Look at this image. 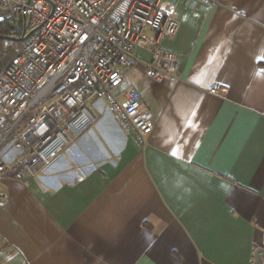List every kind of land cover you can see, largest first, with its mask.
Returning <instances> with one entry per match:
<instances>
[{"label": "crops", "instance_id": "obj_1", "mask_svg": "<svg viewBox=\"0 0 264 264\" xmlns=\"http://www.w3.org/2000/svg\"><path fill=\"white\" fill-rule=\"evenodd\" d=\"M164 1L177 80L147 78L137 50L119 89L136 88L153 131L139 139L94 99L50 166L0 178V264H253L264 249V0Z\"/></svg>", "mask_w": 264, "mask_h": 264}, {"label": "built area", "instance_id": "obj_2", "mask_svg": "<svg viewBox=\"0 0 264 264\" xmlns=\"http://www.w3.org/2000/svg\"><path fill=\"white\" fill-rule=\"evenodd\" d=\"M176 17L164 0H0V24L21 20L19 38L28 35L0 70V136L13 135L18 152L12 163L0 162V178L23 180L50 166L95 122L94 99L105 100L139 139L150 134L154 122L139 92L119 89L137 50L150 56L147 78L177 80L179 56L162 49L178 33Z\"/></svg>", "mask_w": 264, "mask_h": 264}, {"label": "trees", "instance_id": "obj_3", "mask_svg": "<svg viewBox=\"0 0 264 264\" xmlns=\"http://www.w3.org/2000/svg\"><path fill=\"white\" fill-rule=\"evenodd\" d=\"M22 21L13 19L11 22L0 24V37L19 38ZM18 31V34H17ZM22 43L0 39V70L8 63Z\"/></svg>", "mask_w": 264, "mask_h": 264}, {"label": "water", "instance_id": "obj_4", "mask_svg": "<svg viewBox=\"0 0 264 264\" xmlns=\"http://www.w3.org/2000/svg\"><path fill=\"white\" fill-rule=\"evenodd\" d=\"M17 34H18V31H17ZM27 37H28V35H27L26 37H21V38L0 37V39H3V40H11V41H17V42H19V43H23ZM259 254L263 255L262 260L259 259ZM253 258H254V262H253V264H264V249H263V248L257 249V250L254 252Z\"/></svg>", "mask_w": 264, "mask_h": 264}]
</instances>
